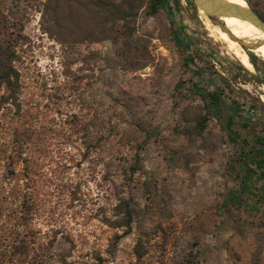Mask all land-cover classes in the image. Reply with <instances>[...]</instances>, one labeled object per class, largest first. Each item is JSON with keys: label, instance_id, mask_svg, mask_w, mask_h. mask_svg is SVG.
<instances>
[{"label": "rangeland", "instance_id": "374dc122", "mask_svg": "<svg viewBox=\"0 0 264 264\" xmlns=\"http://www.w3.org/2000/svg\"><path fill=\"white\" fill-rule=\"evenodd\" d=\"M46 1L0 0L17 77L0 84V264H264V180L249 171L264 60L247 51L258 69L243 67L193 0H169L188 61L162 10H127L92 41L100 20L79 7V42L63 43ZM246 3L264 20V0ZM121 200L127 233L112 225Z\"/></svg>", "mask_w": 264, "mask_h": 264}, {"label": "trees", "instance_id": "16d2710c", "mask_svg": "<svg viewBox=\"0 0 264 264\" xmlns=\"http://www.w3.org/2000/svg\"><path fill=\"white\" fill-rule=\"evenodd\" d=\"M248 2V0H246ZM174 3L177 4V0H174ZM146 5V8L150 10V13H156L158 10H162L165 12L169 21L171 23V31L174 42L177 44L179 49L183 52L185 61L190 59V56L187 52L188 45L184 43L175 26L172 16V6L169 3V0H123L120 3H114L112 0H106L105 3L99 2V0H47L45 3V15L48 19V26H46V32L50 34L52 37L57 39L60 42H79V34L77 28V20H78V9L82 8V12L89 13L94 12L97 15L98 21V31L96 33L91 31L90 34L87 32V37L92 41H99L102 39H108L110 37L109 32L114 33V28L112 26L118 20H127L129 16H132L131 12L127 10H138ZM64 6V7H62ZM64 8V9H63ZM108 12V16L105 18L104 11ZM101 15V16H100ZM106 22L110 23V28H106ZM93 32V33H92ZM84 33V32H82ZM86 33V32H85ZM96 33L97 35H93ZM85 35V34H84ZM93 35V36H92ZM8 51L5 48H0V84H4L7 86L9 91L13 90V84L16 81V76L14 70L10 67V57L8 55ZM249 54V53H248ZM250 58V62L256 69V61L255 57L252 54ZM211 110L217 112L220 115L223 111V107L221 104V96L217 91H213L209 94ZM203 98L208 99L204 94ZM235 114L229 115L225 118L226 128L228 129V134L232 137V129L230 125L234 122ZM202 119V120H201ZM199 120V123L204 126L206 117L203 116ZM204 121V122H203ZM259 140L261 142L264 141V137L259 136ZM259 156V155H258ZM255 156L253 158V167L249 168V171L254 173L258 179L264 180V156L258 157ZM249 165V164H247ZM117 209L121 217L119 220H115L112 223L114 227H122L125 228L124 233H127L130 229V225L133 217V205L130 202L121 200L117 205ZM15 245V244H13ZM11 244V246H13ZM10 246V247H11ZM35 247L32 246V249Z\"/></svg>", "mask_w": 264, "mask_h": 264}, {"label": "bare ground", "instance_id": "6f19581e", "mask_svg": "<svg viewBox=\"0 0 264 264\" xmlns=\"http://www.w3.org/2000/svg\"><path fill=\"white\" fill-rule=\"evenodd\" d=\"M230 2L248 6L246 0H228ZM199 15L203 18V24L208 30L209 35L214 39L220 40L226 48V50L239 61V63L248 70L253 69V65L249 60L247 52L244 51L238 42L232 40L225 32H222L219 28L212 26L203 10H198ZM224 21L225 26L229 29V32L232 36L250 40V41H263L264 34L260 32L254 25L246 20H241L236 17H225L221 19ZM223 47V46H222ZM253 52L256 53L262 60H264V44L253 49ZM227 53V52H226ZM253 71V70H252ZM261 101L264 103V95L261 97Z\"/></svg>", "mask_w": 264, "mask_h": 264}, {"label": "water", "instance_id": "95a60500", "mask_svg": "<svg viewBox=\"0 0 264 264\" xmlns=\"http://www.w3.org/2000/svg\"><path fill=\"white\" fill-rule=\"evenodd\" d=\"M193 2L198 10H203L212 26L228 34L232 40L238 42L244 51L253 52V49L264 44V40L250 41L232 36L224 21L221 20L225 17H236L246 20L264 34V20L250 6H242L228 0H193Z\"/></svg>", "mask_w": 264, "mask_h": 264}]
</instances>
